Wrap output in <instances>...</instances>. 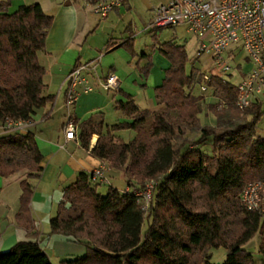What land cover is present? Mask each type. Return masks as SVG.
<instances>
[{"label":"trees","instance_id":"trees-1","mask_svg":"<svg viewBox=\"0 0 264 264\" xmlns=\"http://www.w3.org/2000/svg\"><path fill=\"white\" fill-rule=\"evenodd\" d=\"M8 7V2L0 3V122L29 121L54 102L53 96L43 95L45 69L38 61L53 17L37 3L13 13ZM122 46L132 51L130 41ZM158 51L170 68L154 88L155 99L175 113V119L167 113L140 111L130 95L118 91L125 101L117 100L115 107L126 121L105 127L102 118H90L79 126L85 150L92 135L99 138L90 152L94 158L134 178L139 190L145 180L155 183L146 213L135 191L109 186L101 195L97 192L101 183L94 184L91 174L79 173L63 190L49 225L50 235L85 246L86 254L60 264H200L194 260L196 255L220 247L227 252L222 264H256L244 249L255 235L264 264V217L247 212L240 202L245 185L264 180V139L255 134L262 105H251L235 122L229 112H240L235 88L211 78L209 87L227 106L224 122L231 126L221 130L220 120L215 127L201 126L198 101L187 91L203 81L194 67L197 57L189 59L184 48L173 42L163 43ZM148 58L144 53L139 56V60ZM150 68L148 59L139 72L147 77ZM121 130L133 131L135 137L116 145L114 134ZM187 132L197 134V139H188ZM206 144L208 151L200 148ZM41 161L33 133L0 136V177L22 173L16 220L26 229L33 226L29 180L40 177ZM208 259L203 262L211 264ZM0 264L52 262L39 241H21L0 252Z\"/></svg>","mask_w":264,"mask_h":264},{"label":"crops","instance_id":"crops-1","mask_svg":"<svg viewBox=\"0 0 264 264\" xmlns=\"http://www.w3.org/2000/svg\"><path fill=\"white\" fill-rule=\"evenodd\" d=\"M4 2L9 3V13L15 12L20 6L37 3L45 14L53 17V24L45 40V50L38 54V61L45 69L43 95L53 96L54 102L38 110L29 120L27 129L28 133L35 135L36 144L42 156L40 177L29 180L33 186L30 204V215L33 221L31 229H26L16 220L22 173L0 177V252L8 251L21 241H39L52 264L61 263L83 257L86 254V248L83 245L70 243L61 236L50 235V220L56 217L63 190L75 182L79 173L90 174L101 163L90 154L98 142V136H91L88 150L82 147L79 140L81 123L86 122L89 117L96 121L101 119V116L98 115L101 113L100 110H94L96 109L94 106L89 108L92 103L100 102L96 93L81 95L73 109L70 110L66 107L67 112L62 119L58 120L56 131L53 133L48 131V120L54 116V111L57 109L60 111L62 102L65 108L64 98L60 105L58 102V97L64 90L62 83L76 65L96 61L95 71L88 74L90 86L104 91L98 85V81L104 79L108 74H114L118 77L119 84L117 90L113 92L114 94H111L112 101H117V96L118 100L125 101L124 97L118 93V91H122L131 96L140 111H159L162 105L156 101L154 92L152 91V95H149L150 91L146 89L159 87L165 78V71L170 68V62L158 51L152 52L151 57L148 58L151 61V68L147 77L141 74L138 68L145 66L148 59L139 60L137 55H135L137 57L135 64L128 66L129 77L123 80L119 76L118 66L114 62L109 64L108 68H101L100 63L104 54L113 53L123 47L124 42L130 41L133 44L135 35L132 30V13L140 17L143 4L146 9L145 14L148 15L143 32H152L147 30L152 13L157 7L165 4L166 0H124L120 7L115 8L107 18L102 20L92 13L91 6L86 0H0V3ZM178 29L181 27L173 30L176 32ZM175 36L177 35L175 34ZM199 59L201 63L204 62L203 64L209 60L207 56H202ZM231 65L237 68V75L233 74L232 81L230 79L225 81L222 78L224 82L233 83L235 79L238 82L240 69H246L242 63L239 65L232 63ZM199 67L202 69L201 65ZM128 78L131 79L128 80ZM104 92L110 93V91ZM144 96L146 100L143 99ZM139 104L149 106L141 108ZM88 112L90 116L86 118ZM78 113L81 114L78 116ZM68 118H71L72 121L75 118L78 121L76 124L74 123L75 139L73 141L64 139L63 129ZM198 119L201 126H216L215 117L210 113L207 115L205 111L202 112L201 117L199 114ZM42 125L43 127H41ZM255 134L264 139V103L262 104V116L255 126ZM2 135L4 134L0 132V136ZM113 143L116 145L126 144L117 137V132L114 134ZM125 182L123 172L111 170L100 186L107 185L119 191L125 189L129 191Z\"/></svg>","mask_w":264,"mask_h":264},{"label":"built area","instance_id":"built-area-1","mask_svg":"<svg viewBox=\"0 0 264 264\" xmlns=\"http://www.w3.org/2000/svg\"><path fill=\"white\" fill-rule=\"evenodd\" d=\"M124 0H86L92 13L105 19ZM184 28L198 39L195 56H207L212 67L232 74V63L246 66L240 69L235 84L236 108L243 112L253 104L264 103V0H166L157 7L147 25L148 31ZM96 61L76 65L63 81L64 103L70 109L77 99L94 92L88 84V74L95 71ZM201 91H206L211 78L203 74ZM229 83V82H227ZM119 84L114 74L98 81L104 91L115 92ZM29 121L4 119L0 122L1 134H27ZM75 124L68 118L63 132L66 141L75 139ZM111 171L107 163H100L90 174L94 184L102 183ZM155 183L145 186L141 197L145 206L151 199ZM240 202L247 212L264 217V180L249 183L240 194Z\"/></svg>","mask_w":264,"mask_h":264},{"label":"rangeland","instance_id":"rangeland-1","mask_svg":"<svg viewBox=\"0 0 264 264\" xmlns=\"http://www.w3.org/2000/svg\"><path fill=\"white\" fill-rule=\"evenodd\" d=\"M140 7H141V5H140ZM145 13H146V9H145V6L143 4H142V13L139 14L140 17H138L135 13H132V30H133V33L135 35V37H134L135 40L133 41V44H132V51L127 50V48H125V47H120L119 49L115 50L113 53L104 54V56L101 60V63H100L101 68H108L107 66L109 64H111L112 62H114L118 66V70L120 72L119 76L121 77L122 80L126 79V77H129L128 66H130L131 64L134 65L135 62L137 61L136 60L137 57H135V55H137L138 59H139V56L142 53H144L145 55H147V57L149 56V58H150L152 52L158 51V47L160 45H162L163 43H166V42H173L179 46L184 47L186 54L188 55L189 59L195 56L194 54H195V51H196V48L198 45V39L196 36L185 32V29H183V28L176 30V32L173 29H167V28L152 31V32H143V27L146 26L145 24L147 23V20H148V15H146ZM175 34L177 36H175ZM158 53H159V51H158ZM203 63L204 62L201 63L200 59L197 58V62H196L194 67L200 72V74H202L201 71H205L203 74L205 76L212 78V79L213 78H219L222 81H224V80L228 81L230 79V81H232V78L234 77V75H237V68L236 67H232V73L234 74V75H232V74H226V73L221 72L217 67H212V65L210 64L209 61L205 64H203ZM153 64H154V62H153ZM199 65H201L203 70L199 67ZM204 65H206V66H204ZM190 67H191L190 63H188L186 66L187 72L190 71ZM138 70H139V68H138ZM129 79H131V78H128V80ZM202 83H203V81L201 83H196V84L194 83L187 90L198 101L199 110H200V113H199L200 117H201L202 112L205 111L207 113V115H208V113H210L212 116L215 117L216 120H220V122L221 121L224 122V120L227 119V117H226V113L228 112L227 106L225 105L223 100L219 96H217L214 87L208 86L206 91H204V92L201 91L200 87L202 86ZM235 83H236V79L233 80V84H235ZM92 85H95V84H92ZM94 89L95 90L93 93H96L98 95V99H100V102L99 103H92L89 108H92V106H94V108H96L94 110H100L101 113L100 114L98 113V115L101 116V118L103 120V125L105 127L106 126H112L114 124H117L119 122H124L127 120L116 109V107H115L116 101L111 100V94H114L113 92H110L108 94V93H106L100 89L95 88V87H94ZM146 89H148V91H150V92H148L149 95H152V91L154 92V89H152L150 87H148ZM63 98H64V94L62 91L60 93V96L58 97L59 105L61 104ZM118 99L119 98L117 96L116 100H118ZM143 99L146 100L145 96ZM144 100H143V103H144ZM139 106L141 108H147V106H149V105L139 104ZM65 109H66V106L64 108L63 102H62V106H60V111H59V109L55 110L54 116L51 118V120H48L49 121V123L47 125V127L49 128L48 131H51L52 133L54 131H56V127H57L56 124H57L58 120L62 119L64 117L65 112H67ZM71 109H73V108H70V110ZM229 112L231 113V115H234L233 117H235V118H233V119L235 122L237 121V119H243L242 118L243 113L241 111H240L241 113L240 112L235 113L234 111H229ZM155 113H167L169 115V117H172L173 119L176 118V114L173 112H167L165 110L164 105H162V108H160V110L155 112ZM79 114H81V113H78V116H79ZM86 114H88V116L86 117V118H88L90 116L89 112ZM89 119H90V117H89ZM149 121H150V119H149ZM216 124H217V121H216ZM226 124L227 123H225V122L223 124H220L221 130H222V128H226L228 126ZM207 126H209V125H207ZM229 126H231V125H229ZM41 127H43V125ZM79 132H80V128H79ZM134 134L135 133H133V131L131 132L130 130H121V131L117 132V137H119L124 143H129L135 137ZM185 136L190 140H196L198 137L197 134H194L191 132H187ZM200 148L204 151H208L210 149L209 145H207V144L203 145ZM124 176H125V180H126V182H125L126 186L129 188V192L135 191L136 195H137V194H141L145 190V187H144V189L139 190L140 186L137 184V182L135 181L134 178L130 177L129 175H125V174H124ZM127 180H128V183L130 184V187L127 185ZM151 182L152 181L145 180L143 186H146ZM108 187L109 186H107V185L97 186V192L100 193L101 195H105L106 191L108 190ZM124 191H127V190L125 189ZM138 199H139V202L142 204L143 209L146 213L148 206H145L141 197H138ZM244 249L248 253H250L251 255L254 256L256 264H263L261 255L258 252L259 251V237H258V235H255L244 246ZM226 254H227V252L224 248H221V247L220 248H213V249H210V250L204 252L202 255H196L194 257V260H196L200 264H206L205 262H203V260H204V258L209 257V259H208L209 263H211V264H222L225 257H226ZM56 264H60V263H56Z\"/></svg>","mask_w":264,"mask_h":264}]
</instances>
